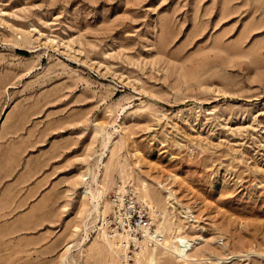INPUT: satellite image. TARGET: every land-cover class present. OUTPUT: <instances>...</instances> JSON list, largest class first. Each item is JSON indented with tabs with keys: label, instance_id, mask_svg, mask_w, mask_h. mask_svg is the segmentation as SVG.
Instances as JSON below:
<instances>
[{
	"label": "rangeland",
	"instance_id": "rangeland-1",
	"mask_svg": "<svg viewBox=\"0 0 264 264\" xmlns=\"http://www.w3.org/2000/svg\"><path fill=\"white\" fill-rule=\"evenodd\" d=\"M127 193L152 264H264V0H0V264H148Z\"/></svg>",
	"mask_w": 264,
	"mask_h": 264
},
{
	"label": "built area",
	"instance_id": "built-area-1",
	"mask_svg": "<svg viewBox=\"0 0 264 264\" xmlns=\"http://www.w3.org/2000/svg\"><path fill=\"white\" fill-rule=\"evenodd\" d=\"M128 193L114 197L113 212L105 222L108 228L114 236L126 238L129 246L141 247L162 243L165 236L159 230L149 207L140 205L133 194Z\"/></svg>",
	"mask_w": 264,
	"mask_h": 264
},
{
	"label": "bare ground",
	"instance_id": "bare-ground-1",
	"mask_svg": "<svg viewBox=\"0 0 264 264\" xmlns=\"http://www.w3.org/2000/svg\"><path fill=\"white\" fill-rule=\"evenodd\" d=\"M108 140V139H107ZM108 144V143H107ZM106 164V163H105ZM104 164V165H105ZM89 169V168H88ZM87 173V172H86ZM86 175V174H84ZM86 178V177H85ZM88 179V178H87ZM86 180V179H85ZM87 186V185H86ZM85 186V187H86ZM85 193L88 194V192L90 193L91 197H92V206L95 210L99 211L100 210V206H101V203H100V196L103 195V191L101 189H97V191H93V190H89V188L86 187L85 191H83ZM84 193V194H85ZM83 194V195H84ZM88 196V195H86ZM153 202V201H152ZM150 207L153 208V205L151 204ZM161 231V229H159ZM175 230V229H174ZM162 232V231H161ZM124 237L121 236V238H115L114 240H110L108 237L106 238L105 237V240L106 242L110 245V246H114V245H119L120 244L122 245L121 241ZM126 239V238H125ZM165 240V238H164ZM172 240V241H171ZM191 240L192 239H189V237L187 236H184L183 234L181 233H177V234H174L170 241L169 240H166L167 242H171V250L172 252L176 255V257L180 260H183V261H187V260H190L192 258V256L194 255L193 252H190V250L192 249L191 248ZM124 243V242H123ZM127 244V243H126ZM169 244V243H168ZM107 245V244H106ZM167 245V244H166ZM70 247V246H68ZM124 247V246H123ZM164 247V246H163ZM149 249L148 247H142L141 250L138 252V255H141V254H144V259H147L148 260V264H152L154 261H155V255L153 252H147ZM156 249V247H152L151 248V251ZM146 253H149L148 256Z\"/></svg>",
	"mask_w": 264,
	"mask_h": 264
}]
</instances>
